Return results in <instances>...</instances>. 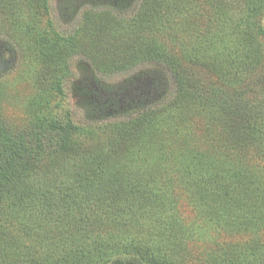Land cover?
Returning a JSON list of instances; mask_svg holds the SVG:
<instances>
[{
  "label": "trees",
  "instance_id": "obj_1",
  "mask_svg": "<svg viewBox=\"0 0 264 264\" xmlns=\"http://www.w3.org/2000/svg\"><path fill=\"white\" fill-rule=\"evenodd\" d=\"M128 1L111 0L119 11ZM25 2L35 15L39 0ZM140 4L131 23L135 56L168 68L171 99L115 122L102 145L87 144L93 131L69 117L38 113L18 128L0 119V215L27 220L48 240L26 252L28 264H264V0ZM170 7L186 14L171 20L164 15ZM22 10L17 0H0L11 24L36 29L20 19ZM174 25L185 40L169 31ZM145 29L150 35L139 37ZM162 32L170 46L152 37ZM54 54L44 66L48 76L56 73ZM130 58L104 56L98 65L122 69ZM50 82L59 90L57 77ZM85 91L102 108L113 104L117 117L126 114L120 96ZM178 113L202 147L182 148L172 167L126 163ZM23 254L20 246L9 263L25 261Z\"/></svg>",
  "mask_w": 264,
  "mask_h": 264
},
{
  "label": "rangeland",
  "instance_id": "obj_2",
  "mask_svg": "<svg viewBox=\"0 0 264 264\" xmlns=\"http://www.w3.org/2000/svg\"><path fill=\"white\" fill-rule=\"evenodd\" d=\"M141 1H128L130 6L119 11L111 0H39L38 7L34 8L37 13L33 15L25 0H17L25 4L20 19L29 27H36L30 32L25 27V33L0 11V119L18 128L38 113L54 115L62 120L69 117L75 124L93 131L87 144L102 145L115 129V122L126 121L149 108H165L164 104L174 91L171 72L161 62L143 60L139 54L135 56L140 46L131 23ZM185 12L180 10L178 13L170 7L164 15L172 20L184 16ZM32 16L37 17L36 22L32 21ZM260 23L264 30V15ZM174 26L169 31L185 40L186 31ZM33 33L38 36L36 39ZM147 33L145 29L138 36L143 38ZM165 33L152 37L163 46H170ZM47 53H55L56 73L53 76L45 73L44 66L50 60ZM125 55L131 58L122 69L107 70L98 65L104 56L119 61ZM54 76L60 82L59 90L52 88L50 81ZM85 88L103 98L120 96L119 107H125L126 114L117 117L113 104L100 107L96 96L87 94ZM184 117L181 113L167 117L162 124V132L146 135L141 153L126 158V163L140 168L148 164L172 167L180 161L178 153L182 148L191 145L202 147L200 138L194 141L197 145L190 141L191 129L189 124H185L189 121ZM173 124L176 125V133H172L175 132ZM0 228L4 233L0 240V260L4 258L5 264L16 258L15 252L20 246H25V261L19 264H28L26 252L40 245L45 247L48 241L39 236L27 220L22 225L0 215Z\"/></svg>",
  "mask_w": 264,
  "mask_h": 264
}]
</instances>
